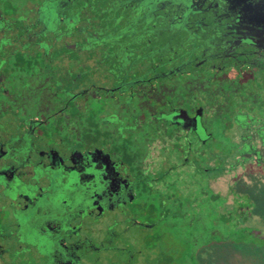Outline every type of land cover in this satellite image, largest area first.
<instances>
[{"label": "flooded vegetation", "instance_id": "1", "mask_svg": "<svg viewBox=\"0 0 264 264\" xmlns=\"http://www.w3.org/2000/svg\"><path fill=\"white\" fill-rule=\"evenodd\" d=\"M261 193L264 0H0V264H222Z\"/></svg>", "mask_w": 264, "mask_h": 264}, {"label": "rangeland", "instance_id": "2", "mask_svg": "<svg viewBox=\"0 0 264 264\" xmlns=\"http://www.w3.org/2000/svg\"><path fill=\"white\" fill-rule=\"evenodd\" d=\"M254 199L256 200L257 210L249 218L248 225H257L259 227L256 240L264 242V227H262L264 226V193L257 195ZM247 252L249 251H239L226 246L215 250L214 259L216 263L222 264H260L259 259L264 258V252L262 251L257 253Z\"/></svg>", "mask_w": 264, "mask_h": 264}]
</instances>
